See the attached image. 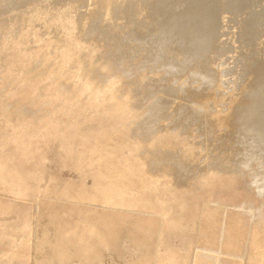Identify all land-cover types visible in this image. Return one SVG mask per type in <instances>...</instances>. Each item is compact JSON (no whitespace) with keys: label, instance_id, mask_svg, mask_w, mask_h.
<instances>
[{"label":"rangeland","instance_id":"374dc122","mask_svg":"<svg viewBox=\"0 0 264 264\" xmlns=\"http://www.w3.org/2000/svg\"><path fill=\"white\" fill-rule=\"evenodd\" d=\"M62 1L0 0V264H264V101L221 120L264 90V0Z\"/></svg>","mask_w":264,"mask_h":264},{"label":"bare ground","instance_id":"6f19581e","mask_svg":"<svg viewBox=\"0 0 264 264\" xmlns=\"http://www.w3.org/2000/svg\"><path fill=\"white\" fill-rule=\"evenodd\" d=\"M54 1H59V0H53V2H54ZM63 1H64V0H63ZM63 1H62V2H63ZM75 1H76V0H75ZM75 1H74V2H75ZM160 1L163 2V0H160ZM168 1H169V0H168ZM176 1H177V0H175V3H174V4H176ZM179 1H181V0H179ZM179 1H177V2H179ZM183 1L185 2V0H183ZM183 1H181V2L184 4ZM213 1H214V0H213ZM215 1H216V0H215ZM218 1H219V0H218ZM218 1H217V2H218ZM237 1H238V0H237ZM242 1H243V0H242ZM256 1H257V0H255V2H256ZM260 1H261V0H260ZM260 1H259V3H260ZM86 2H87V1H85V3H86ZM141 2H145V0H142ZM153 2H155V1H153ZM165 2H166V0H165ZM169 2H172V1H169ZM186 2H187V0H186ZM188 2H189V0H188ZM188 2H187V3H188ZM190 2H191V1H190ZM190 2H189V3H190ZM200 2H201V1H200ZM223 2H224V0H223ZM228 2H230V0H229ZM240 2H241V1H240ZM255 2H254V3H255ZM257 2H258V1H257ZM131 3H132V2H131ZM137 3H138V2H137ZM146 3H147V2H146ZM148 3H149V2H148ZM148 3H147V4H148ZM159 3H160V2H159ZM159 3L156 2V4H159ZM220 3H221V1L218 2V3H216V4H220ZM224 3H225V2H224ZM252 3H253V2H252ZM261 3H263V2L261 1ZM261 3H260V4H261ZM132 4H133V3H132ZM144 4H145V3H144ZM165 4H166V3H165ZM174 4H173V5H174ZM177 4H178V3H177ZM190 4H191V3H190ZM192 4H193V3H192ZM227 4H230V3H227ZM227 4H226V6H228ZM255 4H256V3H255ZM260 4H259L258 8L260 7ZM263 4H264V3H263ZM263 4H261V5H263ZM135 5H136V4H135ZM137 5H138V4H137ZM142 5H143V3H141V6H142ZM149 5H150V4H149ZM161 5L164 6V3H163V4L161 3ZM166 5H167V6H166ZM166 5H165V6H166V8H167L168 5H170V4H166ZM173 5H171L170 7L172 8ZM224 5H225V4H222V5L220 4V5H219V6H221V7L223 8V9L221 8L222 10H225V9H226V8L223 7ZM237 5H238V4H237ZM240 5H242V4H240ZM244 5H245V4H244ZM158 6H160V5H158ZM158 6H157V7H158ZM163 6H160V7L162 8ZM165 6L163 7L164 9H165ZM175 6H176V5H175ZM175 6H174V7H175ZM185 6H186V5H185ZM188 6H189V4H188ZM217 6H218V5H217ZM217 6H215V7H217ZM245 6H246V5H245ZM247 6H248V5H247ZM247 6H246V8L248 9ZM251 6H252V4H251ZM251 6H250V7H251ZM256 6H257V4H256ZM263 6H264V5H263ZM145 7L147 8L146 5H145V6L143 5V8H145ZM150 7H154V6L151 5V6H149V8H150ZM157 7H156V10L158 11V8H160V7H158V8H157ZM192 7H193V6H192ZM192 7H191V8H192ZM201 7H202V6H201ZM228 7H229V6H228ZM237 7H239V5H238ZM243 7H244V6H243ZM252 7H254V6H252ZM132 8H133V6H132ZM161 8H160V9H161ZM189 8H190V7H189ZM194 8H195V7H194ZM218 8H219V7H218ZM218 8H217V9H218ZM256 8H257V7L253 8V9H256ZM152 9H153V11H154L155 8H152ZM160 9H159V10H160ZM164 9H163V11H164ZM177 9H179V8H177ZM240 9H241V8H240ZM240 9H237V10H240ZM262 9L264 10V8H262ZM262 9H261V7H260V10H261V11H262ZM134 10L136 11L137 9H135V8L132 9L133 13L130 12L132 15H133V14H136ZM145 10H146V9H145ZM192 10H194V9H192ZM226 10H227V9H226ZM226 10H225V11H226ZM228 10H229V8H228ZM228 10H227V11H228ZM234 10H235V9H234ZM248 10H249V9H248ZM150 11L152 12V10H150ZM160 11H161V10H160ZM160 11H158V13H159ZM219 11H220V10H219ZM227 11H226V12H227ZM245 11H247V10H245ZM255 11H256V10H254V13H255ZM261 11L258 12V9H257V12H256V13L258 14V16L260 15L259 13H261ZM136 12H137V11H136ZM147 12H148V10H147ZM147 12H146V14H147ZM213 12H214V11H213ZM222 12H223V11H222ZM239 12H240V11H239ZM148 13H149V12H148ZM158 13H157V14H158ZM223 13H225V12H223ZM227 13H228V12H227ZM241 13L243 14V12H241ZM241 13H240V14L237 13V14H238V15H241ZM246 13H247V12H246ZM249 13H251L250 10H249ZM263 13H264V11H263ZM263 13H262V14H263ZM188 14H189V13H188ZM220 14H221V13H220ZM225 14H226V13H225ZM225 14H224V15H225ZM237 14L235 13V15L238 17ZM218 15H219V14H218ZM243 15H246V14H243ZM248 15H249V14H248ZM251 15H252V14H250V16H251ZM147 16H148V15H146V17H147ZM241 16H242V15H241ZM255 16H257V15H255ZM261 16H262V15H260V17H261ZM237 17H236V18H237ZM239 17H240V16H239ZM242 17H244V16H242ZM263 17H264V15H263ZM175 18H176V17H175ZM189 18H190V17H189ZM220 18H221V15H220ZM229 18H230V17H229ZM245 18H246V17H245ZM245 18H244V19H245ZM257 18H259V17H257ZM257 18H256V19H257ZM146 19H147V18H146ZM153 19H154V18H153ZM227 19H228V18H227ZM247 19H248V18H247ZM247 19H246V20H247ZM254 19H255V17H254ZM260 19H261V18H260ZM143 20H144V19H143ZM155 20H156V18H155ZM176 20H177V19H176ZM223 20H224V19H223ZM230 20H231V18H230ZM234 20H235V17H234ZM236 20H237V19H236ZM240 20H241V19H240ZM246 20H245V21H246ZM248 20H249V22H251L250 19H248ZM252 20H253V18H252ZM258 20H259V19H258ZM258 20H253V21H257L256 23H258ZM262 20H263V19H262ZM179 21H180V20H179ZM231 21H233V18H232ZM231 21L228 20L227 22L232 23ZM241 21H242V20H241ZM241 21H240V22H241ZM253 21H252V22H253ZM263 21H264V20H263ZM141 22H142V21H141ZM180 22H181V21H180ZM227 22H226V23H227ZM240 22H239V23H240ZM185 23H186V22H185ZM205 23H206V22H205ZM205 23H204L202 26H204ZM230 23H229V24H230ZM233 23H234V21H233ZM242 23H243V22H241V24H242ZM244 23H245V22H244ZM247 23H248V21H247ZM254 23H255V22H254ZM254 23H253L252 25H254ZM261 23H262V21H261ZM192 24H193V23H192ZM218 24H219V23H218ZM234 24H235V23H234ZM236 24H237V23H236ZM241 24H240V26H241ZM249 24L251 25V23H249ZM259 24H260V22H259ZM181 25H182V23H181ZM220 25H222V24H220ZM220 25H218V26H220ZM252 25H251V26H252ZM263 25H264V23H263ZM263 25H262V26H263ZM135 26H136V25H135ZM242 26H243V25H242ZM242 26H241V27H242ZM245 26H247V28H248V24H247V25L245 24ZM256 26H257V24H256ZM262 26H261V27H262ZM184 27H185V28H188V26H187V27L184 26ZM221 27H222V26H221ZM225 27H226V26H224V27H222V28H225ZM243 27H244V26H243ZM243 27H242V28H243ZM219 28H220V27H219ZM242 28H241V29H242ZM244 28H246V27H244ZM244 28H243V29H244ZM255 28H256V27H255ZM257 28H258V27H257ZM136 29H137V28H136ZM190 29H191V28H190ZM193 29H194V28H193ZM209 29H210V28H209ZM215 29H216V28H215ZM248 29H249V28H248ZM248 29H247V30H248ZM252 29H253V28H252ZM259 29H260V28H259ZM210 30H211V29H210ZM224 30H225V29H224ZM227 30H228V28H227ZM236 30H237V29H236ZM247 30H245V31H247ZM257 30H258V29H257ZM261 30H262V29H261ZM261 30H260V31H261ZM145 31H146V29H145ZM199 31H200V30H199ZM218 31H219V30H218ZM252 31H254V30H252ZM262 31H263V30H262ZM167 32H168V31H167ZM170 32H171V30H170ZM174 32H175V31H174ZM190 32H191V31H190ZM219 32H220V31H219ZM240 32H241V31H240ZM240 32H239V33H240ZM248 32H250V31L248 30ZM256 32H257V31H256ZM258 32H259V31H258ZM177 33H178V32H177ZM214 33H215V32H214ZM224 33H225V32H224ZM158 34H159V33H158ZM167 34H168V33H167ZM242 34H243V33H242ZM254 34H255V33H254ZM257 34H258V33H256L255 35H257ZM260 34H262V33L260 32ZM260 34H258V36H259ZM135 35H137V34H135ZM161 35H162V34H161ZM206 35H207V34H206ZM212 35H213V34H212ZM212 35H211V38H212ZM218 35H220V34L218 33ZM235 35H236V34H235ZM239 35H240V34H238V36H239ZM244 35H245V34H244ZM247 35H248V33H247ZM255 35L253 36L254 38L256 37ZM263 35H264V34H263ZM263 35H262V36H263ZM172 36H173V35H172ZM179 36H180V35H179ZM245 36H246V35H245ZM249 36H250L249 38H251V33H250ZM151 37H152V36H151ZM153 37L155 38V36H153ZM162 37L165 39L164 36H162ZM175 37H176V36H175ZM217 37H218V36H217ZM217 37H216V38H217ZM219 37H220V36H219ZM253 37H252V38H253ZM157 38H158V35H156V39H157ZM160 38H161V37H160ZM254 38H253L252 40H255ZM257 38H258V37H257ZM239 39H240V38H239ZM243 39H245V37H244ZM246 39H248V37H246ZM246 39H245V40H246ZM260 39H262L261 36H260ZM263 39H264V38H263ZM151 40H152V39H151ZM151 40H150V41H151ZM161 40H162V39H161ZM167 40H168V39H167ZM167 40H166V41H167ZM213 40H215V39H213ZM252 40H250V41L248 40V43L251 42ZM256 40L259 41V38L256 39ZM123 41H125V40H123ZM154 41H155V39H154ZM169 41H170V40H169ZM177 41H181V40H177ZM215 41H217V40H215ZM238 41H239V40H238ZM240 41H242V38H241ZM240 41H239V43H240ZM121 42H122V40H121ZM147 42H149V40H148ZM204 42H205L204 44H208V43H209V42L207 43L206 41H204ZM211 42H212V40H211ZM243 42H245V41H243ZM243 42H241V43H243ZM256 42H257V41H256ZM261 42H262V41H261ZM124 43H125V42H124ZM134 43L136 44V42H134ZM139 43H140V42H139ZM172 43H173V41H172ZM178 43H179V42H178ZM248 43H247V44H248ZM251 43H252V42H251ZM251 43H250V44H251ZM120 44H121V43H120ZM129 44H131V43H129ZM129 44H127V45H125V46L128 47ZM140 44H142V43H140ZM143 44H144V43H143ZM157 44H158V43H157ZM170 44H171V43H170ZM211 44H212V43H211ZM211 44L209 45L210 47H211ZM213 44H214V42H213ZM213 44H212V49L214 50L215 47L213 46ZM215 44L217 45V43H215ZM250 44H249V45H250ZM253 44H254V43H253ZM253 44H252V45H253ZM262 44H263V43H262ZM121 45H122V46L124 45L123 42H122ZM158 45H159V44H158ZM160 45H162V44H160ZM163 45H164V44H163ZM185 45H186V44H185ZM216 45H215V46H216ZM239 45H240V44H239ZM249 45H248L247 47H245V46H244V47H245V48H248ZM252 45H251V46H252ZM255 45H256V44H255ZM255 45H253L254 49L251 48L250 51H253V50L256 49V48H255V47H256ZM260 45H261V44H260ZM122 46H121V47H122ZM144 46H145V45H143V49H144ZM155 46H157V45H155ZM263 46H264V44H263ZM228 47H229V46H228ZM228 47H227V48H228ZM238 47H239V46H238ZM128 48H129V47H128ZM176 48H177V47H176ZM178 48H179V47H178ZM185 48H186V47H185ZM189 48H190V47H189ZM189 48H188V49H189ZM191 48H192V47H191ZM240 48H241V47H240ZM249 48H250V47H249ZM260 48H261V47H260ZM263 48H264V47H263ZM121 49H122V48H121ZM123 49H125V48L123 47ZM153 49H154V48H153ZM236 49H237V48H236ZM241 49H242V48H241ZM257 49H258V48H257ZM127 50H128V49H127ZM172 50H173V49H172ZM213 50H211V52H213ZM224 50H225V49H224ZM230 50H231V49H230ZM243 50H244V49H243ZM259 50H260V49H259ZM259 50L256 51V55L258 54ZM147 51H148V50H147ZM168 52H169V51H168ZM185 52H186V51H185ZM214 52H215V50H214ZM223 52H224V51H223ZM226 52H227V51H226ZM226 52H225V53H226ZM229 52H231V51H229ZM253 52H254V51H253ZM148 53H149V52H148ZM182 53H184V52L182 51ZM186 53H187V52H186ZM241 53H242V52H241ZM243 53H244V52H243ZM245 53L248 55V51L245 52ZM261 53H262V52H261ZM261 53H260V54H261ZM144 54H145V52H144ZM155 54H156V53H155ZM209 54H211V53L209 52ZM251 54H252V53H251ZM254 54H255V52H254ZM262 54H264V53H262ZM262 54H261V55H262ZM121 55H124L123 52H122ZM152 55H153V54H152ZM249 55H250V54H249ZM170 56H171V55H170ZM174 56H175V55H174ZM210 56H211V55H209V57H210ZM245 56H246V55H245ZM245 56H244V58H245ZM258 56H259V55H258ZM155 57H156V56H155ZM171 57H172V56H171ZM205 57H206V56L201 55V54H199V53H197V52H196V53H192V54L188 53V55H187V61H188V62H187V66L189 67V66L192 64V61L195 62V59H197V61H198V60H199V61H202L201 63H203ZM254 57H255V56H254ZM254 57H253V59H254ZM261 57H262V56H260L259 59H260ZM159 58H160V57H159ZM162 58H163V57H162ZM168 58H169V57H168ZM146 59H147V57H146ZM207 59H210V58H207ZM253 59H252V61H253ZM259 59H258V60H259ZM152 60H153V59H152ZM154 60H157V59H154ZM154 60H153V61H154ZM168 60H170V59H168ZM210 60H211V59H210ZM247 61H248V60H247ZM260 61H262V60L260 59ZM260 61H259V63H260ZM263 61H264V60H263ZM164 62H165V61H164ZM168 62H169V61H168ZM209 62H210V61H209ZM209 62H208V63H209ZM253 62H254V61H253ZM256 62H258V61H256ZM256 62H254V63H256ZM198 63H199V62H198ZM251 63H252V62H251ZM262 63H264V62H261V63H260V67H261V64H262ZM206 64H207V63H206ZM248 64H249V63H248ZM161 65H162V64H161ZM201 65H203V64H201ZM204 65H205V64H204ZM150 66H151V65H150ZM242 66H244V65H241V67H242ZM248 66H250V65H248ZM257 66H258V65H257ZM257 66H256V67H257ZM180 67H181V66H180ZM185 67H186V66H185ZM202 67H203V66H202ZM256 67H255V68H256ZM263 67H264V66H263ZM263 67H262V68H263ZM206 68H207V67H206ZM242 68H243V67H242ZM201 69H202V68H201ZM245 69H246V65L244 66V69H243L244 72L242 71L243 74H244L245 72H247V70L245 71ZM250 69H251V68H249L248 70L251 71V73H253L252 71L255 70V69H251V70H250ZM257 69H258V68H256V70L254 71L255 74H254V79H253V81H257V80L259 79V75L256 74ZM260 69H261V68L258 69V72H259ZM176 70H177V69H176ZM261 70H264V68L261 69ZM200 72H201V71H200ZM202 72H205V69H204ZM260 72H261V71H260ZM240 73H241V72H240ZM242 73H241V75H242ZM249 73H250V72H249ZM251 73H250V74H251ZM250 74H249V75H250ZM249 75H247V76H249ZM261 75H262V74H261ZM201 76H202V75H201ZM245 76H246V75H245ZM243 77H244V76H243ZM247 78H248V77H247ZM260 78H261V77H260ZM202 79H203V78H202ZM199 80H200V78H199ZM216 80H217V78H216V76L213 74V71H212V70L210 71L209 69L206 70V73H205V76H204L203 81H205L206 84L208 83V84H213V85H214V83H216ZM200 81H201V80H200ZM261 82H264V80L261 81ZM205 83H204V84H205ZM254 84H255V83H254ZM260 85H261V83H260ZM260 85L258 86V85L256 84L255 88H259V87L262 88V86H263L264 84H263L262 86H260ZM206 86H207V85H206ZM252 87H253V86H252ZM255 88H254V89H255ZM263 88H264V87H263ZM205 89H206V88H205ZM207 89H208V88H207ZM208 90H209V89H208ZM255 90H258V89H255ZM202 92H203V91H202ZM202 92H201V93H202ZM254 92H257V91H254ZM169 93H170V92H169ZM201 93H200V94H201ZM197 94H198V93H197ZM202 94H203V93H202ZM202 94H201V97H202ZM205 94H206V93H205ZM205 94H204V95H205ZM249 94H250V93H249ZM251 94H252V93H251ZM194 95H196V94H194ZM204 95H203V97H204ZM197 96H198V98H200V97H199L200 95H197ZM197 96H196V97H197ZM245 96H246V97H247V96L249 97V95H245ZM263 97H264V90L261 92L260 95H255V96H253V99L251 98V100H250V98H247V99H249L250 101H247L245 104H242V105H236V106L234 105V106H232L231 109H230V112H228L227 116L224 117V118H222L221 120H225V119L229 120V122L234 123V125H235V126L237 127V129H239L240 131H244L245 129H248V128L250 127V123H251V122L253 123L252 119L254 118L255 115H258V114H259L258 112H259V110H260V109L258 108L259 106L257 107L256 105H253V102H256L255 100H258V101L261 100V102L259 103V104H261V103H262V100L264 101ZM171 98H173V97H171ZM192 98H194V97H192ZM204 98H206V96H205ZM244 98H245V97H244ZM163 99H164V98H163ZM173 99H174V98H173ZM200 99H201V98H200ZM202 100H203V99H202ZM204 100H205V99H204ZM199 101H200V100H199ZM258 101H257V102H258ZM180 102H181V101H180ZM196 102H197V101H196ZM257 102H256V103H257ZM263 103H264V102H263ZM182 104H183V103H182ZM254 104H255V103H254ZM161 105H162V104H161ZM172 105H174V104H172ZM172 105H171V106H172ZM180 106H181V105H180ZM184 106H187V104H186V105L183 104V106H182V107H183L182 109H184V111H185L186 108H184ZM169 107H170V106H169ZM176 108H178V109H175V110H174V112L177 111L176 114H178V113L180 112L178 115H181V116L184 115V113H183V111H182V109H181L180 107L177 106ZM187 108H188V107H187ZM263 108H264V107H263ZM171 109L173 110L174 108H171V107H170L169 110H171ZM180 109H181V110H180ZM179 110H180V111H179ZM181 111H182V112H181ZM188 111H189V110H187V113H188L189 116H187V117H188V118L190 117V118H189L190 121H191V118L194 120L193 117H194V114H195V113L192 114V113L190 112V113H191V114H190ZM185 112H186V111H185ZM166 114H167V113H166ZM260 114H261V113H260ZM163 115H164V114H163ZM173 115H174V114H173ZM185 115H186V114H185ZM195 115H196V114H195ZM263 115H264V114H263ZM176 116H177V115H176ZM153 117H155V116H153ZM178 117H179V116H178ZM180 118H181V117H179V120H181ZM201 119H202V118H201ZM158 120H159V119H158ZM166 120H167V119H166ZM177 120H178V118H177ZM177 120H176V121H177ZM193 120H192V121H193ZM182 121H183V120H182ZM262 121H263V120H262ZM195 122H196V119H195ZM173 123H174V122H173ZM194 124H196V123H194ZM226 124H227V123H226ZM228 124H229V123H228ZM174 125H175V124H174ZM216 125H217V124H216ZM196 126H197V125H196ZM203 126H204V125H203ZM226 126H227V125H226ZM232 126H233V124H232ZM166 127H167V126H166ZM217 127H218V126H217ZM233 127H234V126H233ZM193 128H194V127H193ZM208 128H209V125H208ZM228 128H230V127H228ZM199 129H201V128H199ZM202 129H203V128H202ZM202 129H201V130H202ZM233 129H234V128H232V131H233ZM252 129H254V128H252ZM203 130H204V129H203ZM230 130H231V129H230ZM199 132H200V131H199ZM215 132H216V131H215ZM251 132H252V131H251ZM253 132H254V131H253ZM221 133H222V132H221ZM227 133H228V132H227ZM231 133H232V132H231ZM248 133H249V132H248ZM255 133H257V132H255ZM211 134H212V133H211ZM228 134H229V133H228ZM214 136H215V135H214ZM220 136H221V135H220ZM223 137H224V136H223ZM225 137H226V136H225ZM214 139H215V138H214ZM256 139H257V142H258L259 146L262 145V146H261L262 150L260 149V147H258V148H259L258 150H261V151L263 152V154L261 153V154L263 155V157H261V159H263V158H264V129L256 134ZM205 141H206V140H205ZM208 141H209V139H208ZM218 141H219V140H218ZM253 141L255 142V140H253ZM242 143H243V142H242ZM245 143H246V142H245ZM240 144H241V143H240ZM218 145H219V144H218ZM227 145H228V144H227ZM205 146H206V145H205ZM219 146H220V145H219ZM219 146H218V147H219ZM225 146H226V145H225ZM250 146H251V145H250ZM208 147H209V146H208ZM211 148H213V147H211ZM228 148H229V147H228ZM219 149H220V148H219ZM211 150H212V149H211ZM211 150H210V151H211ZM222 150H223V149H222ZM239 150H240V149H239ZM241 150H242V149H241ZM218 151H219V150H218ZM220 152H222V151H220ZM252 152H253V151H252ZM255 152H256V151H255ZM234 153H235V152H234ZM234 153H233V154H234ZM259 153H260V152H259ZM213 154H214V153H213ZM213 154H212V155H213ZM261 154H260V155H261ZM224 155H226V154H224ZM260 155H259V156H260ZM262 155H261V156H262ZM222 156H223V155H222ZM228 156H230V155H228ZM224 158H225V157H224ZM224 158H223V159H224ZM226 158H227V157H226ZM225 162H226V161H225ZM228 162H229V160H228ZM165 165H166V164H165ZM169 165H170V163H169ZM173 165H174V164H173ZM228 165H229V164H228ZM228 165H227V167H228ZM231 165H232V164H231ZM167 166H168V165H167ZM171 166H172V165H171ZM171 166H170V167H171ZM224 166H225V165H224ZM175 167H176L177 170H180V171H182V173H183V168H182V166L179 164V162H178V163H177V161L175 162ZM168 168H169V167H168ZM171 168H172V167H171ZM172 169H173V168H172ZM176 169H173V170H176ZM224 169H225V168H224ZM233 169H234V168H233ZM177 170H176V171H177ZM176 171H175V172H176ZM185 171H186V170H185ZM177 174H178V175L180 174L179 171L176 173V175H177ZM186 174H188V172H187ZM176 175H175V176H176ZM180 175H184V174H180ZM180 175H179V176H180ZM181 177H182V176H181ZM184 177H185V176H184ZM181 182H182V181H181ZM263 191H264V190H263Z\"/></svg>","mask_w":264,"mask_h":264}]
</instances>
